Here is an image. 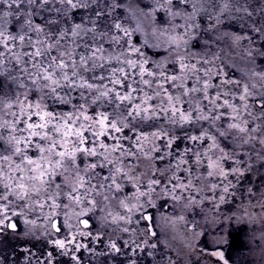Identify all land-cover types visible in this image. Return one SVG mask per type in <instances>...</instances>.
<instances>
[{
  "label": "rangeland",
  "instance_id": "rangeland-1",
  "mask_svg": "<svg viewBox=\"0 0 264 264\" xmlns=\"http://www.w3.org/2000/svg\"><path fill=\"white\" fill-rule=\"evenodd\" d=\"M0 264H264V0H0Z\"/></svg>",
  "mask_w": 264,
  "mask_h": 264
}]
</instances>
